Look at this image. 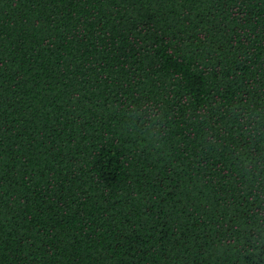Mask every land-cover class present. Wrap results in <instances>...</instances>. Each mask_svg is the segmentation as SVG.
<instances>
[{
  "label": "trees",
  "instance_id": "16d2710c",
  "mask_svg": "<svg viewBox=\"0 0 264 264\" xmlns=\"http://www.w3.org/2000/svg\"><path fill=\"white\" fill-rule=\"evenodd\" d=\"M0 264H264V0H0Z\"/></svg>",
  "mask_w": 264,
  "mask_h": 264
}]
</instances>
